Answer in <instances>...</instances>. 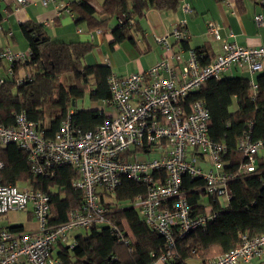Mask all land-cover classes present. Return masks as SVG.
Segmentation results:
<instances>
[{
    "label": "built area",
    "instance_id": "1",
    "mask_svg": "<svg viewBox=\"0 0 264 264\" xmlns=\"http://www.w3.org/2000/svg\"><path fill=\"white\" fill-rule=\"evenodd\" d=\"M15 1L16 10L27 3ZM41 1L46 4L54 0ZM182 9L188 12V3ZM254 21L260 25L262 16L255 15ZM220 29L216 21L207 22V32L216 40L221 39ZM1 30L0 21V33ZM153 38L162 46L161 59L124 76L109 75L110 98L103 104L112 106L114 111L108 112L94 129L84 130L74 124L72 110L51 136L45 135L23 111L14 114L12 125L0 124V148L16 145L25 153L35 175H51L56 165L72 166L78 173L72 186L82 193L79 207L71 209L62 222L50 224L47 193L34 190L27 183L20 186L0 179V215L24 210L31 213L36 223L33 230L0 224V264H61L53 252L55 247L62 244L71 249L75 245V241L69 240L72 232L101 223L110 226L117 241L128 245L124 233L107 219V210L101 202L102 196L112 193L120 184L123 175L147 187L145 195L136 196L132 204L143 221L165 238L166 249L156 259L164 263L173 260L171 249L176 237L205 229L216 216L215 211L195 212L182 190L184 175L202 178L205 193L221 199L225 206L228 204L231 198L228 182L233 176L223 169L225 145L209 138L210 116L204 101L193 100L185 111L181 99L232 66L244 68L250 74L264 70V46L245 47L222 40L221 53L203 63L194 49L182 46L189 38L184 21L161 35L153 34ZM30 54V48L0 49V61L5 63L0 66V85L15 74L14 66ZM29 76V69L17 75L16 84ZM249 83L254 89L255 82ZM263 146L264 139L251 141L247 134L238 141L243 161L236 174L255 168V154ZM150 153L156 156H149ZM201 163L208 168L204 169ZM263 253L264 233L243 234L238 246L201 264H237L260 258Z\"/></svg>",
    "mask_w": 264,
    "mask_h": 264
},
{
    "label": "trees",
    "instance_id": "2",
    "mask_svg": "<svg viewBox=\"0 0 264 264\" xmlns=\"http://www.w3.org/2000/svg\"><path fill=\"white\" fill-rule=\"evenodd\" d=\"M181 0H102L100 11L86 0L72 1L69 8L84 21L87 29L108 30L111 19L116 25L109 28L110 46L123 41L135 44V37L143 34L140 20L148 8L176 11ZM257 1V0H252ZM31 54L17 63L15 74L0 85V124L12 125L14 114L23 111L27 118L39 125L44 134L51 136L58 129L78 99L88 94L90 102H103L110 98L107 83L112 70L107 64L87 65L83 59L94 45L89 41H54L38 25L21 23ZM30 33L33 37H30ZM38 37L37 39H34ZM182 46L187 48L186 41ZM194 49L201 61L210 57L205 47ZM28 67L30 76L16 84L18 67ZM73 75V84L65 85L60 76ZM195 99H202L209 112L208 135L212 142L225 145L222 154L223 169L232 174L228 182L231 198L225 207L216 198H208L216 212L205 229H196L184 237H176L171 249L173 260L169 264H183L189 258L202 261L223 254L241 243V236L264 233V146L255 154V168L249 173L236 174L243 161L238 141L248 135L251 141L264 139V70L255 78V88L249 79L241 76L218 77L206 80L198 89L181 99L188 109ZM52 110L45 122V107ZM74 124L84 130L94 129L105 116L96 108L72 110ZM0 179L4 183H27L32 189L49 195V223L66 219L67 213L79 207L80 190L72 186L77 170L69 165H56L51 175L31 172L25 153L14 144L0 148ZM200 177L184 175L182 190L195 212H203L201 199L207 194ZM146 185L123 175L112 193L101 197L107 219L124 233L129 244L119 242L108 224L101 223L76 236L69 256V247L59 244L57 257L61 264H151L166 249L165 238L151 229L140 216L133 199L146 193ZM21 229L20 225L15 226ZM131 248V249H130Z\"/></svg>",
    "mask_w": 264,
    "mask_h": 264
},
{
    "label": "crops",
    "instance_id": "3",
    "mask_svg": "<svg viewBox=\"0 0 264 264\" xmlns=\"http://www.w3.org/2000/svg\"><path fill=\"white\" fill-rule=\"evenodd\" d=\"M72 1L78 0H54L46 4H43L41 0H27V3L21 9L16 10L15 0H2L0 2V21L2 26L0 49L5 46L23 51L29 49L28 40L20 28L21 23L27 22L40 26L51 40L54 41L91 42L94 45L91 51H94L98 57V63L96 64H107L110 66L112 73L124 76L131 72L146 69L161 59L163 55L162 46L154 40L153 34L161 35L183 21L189 34V38L186 41L187 48L203 46L207 49L210 58L221 53L222 40L232 41L245 47L264 46V2L261 0H181L176 11H161L148 8L140 20L143 34L135 37L136 43L132 44L129 41H123L112 47L110 46L111 34L109 33V28L116 25V20L111 19L108 24V30L89 31L86 23L84 21H77V15L70 11L69 3ZM86 1L97 12L100 11L102 0L100 2L96 0ZM184 3H188L189 5L190 10L188 12L182 9ZM257 14L262 16V23L260 25H257L254 21V16ZM210 20L216 21L221 26L220 40L214 39L207 32V22ZM229 33H231V36ZM170 41L173 42L171 38ZM126 42L129 45H126ZM105 43H108L111 49H106L104 47ZM121 48L126 50V53L132 57V61L135 63V69L131 72L118 68L112 61V54L115 51L121 50ZM148 56L150 60L149 62H145L144 59ZM2 65H5L4 61H0V66ZM28 69V67L19 66L17 75H23ZM258 74L259 72L250 74L244 68L232 66L224 71L220 77L241 76L255 82ZM96 103H102V106L96 105L91 106V108L103 109L102 114L104 116L108 112L114 111L112 106H110L111 110L106 112V106L103 102ZM73 109L77 110L80 108L75 106ZM201 166L204 169L208 168V165L204 163H201ZM208 196L206 195L201 199V203L204 205L203 212L213 211V205ZM205 198H208L207 204L205 203ZM216 201L220 207H225L221 199L216 198ZM25 213H27V220L20 224L21 229H35L36 223L31 213L28 211ZM140 216L142 217L141 213ZM78 234L82 233L73 234L72 232L69 240L76 241ZM202 262L199 258H189L183 264H201ZM151 264L169 263L155 260ZM237 264H264V253L260 258H254L250 261L239 262Z\"/></svg>",
    "mask_w": 264,
    "mask_h": 264
},
{
    "label": "rangeland",
    "instance_id": "4",
    "mask_svg": "<svg viewBox=\"0 0 264 264\" xmlns=\"http://www.w3.org/2000/svg\"><path fill=\"white\" fill-rule=\"evenodd\" d=\"M101 1V0H96ZM145 23V22H143ZM149 30V28H147ZM126 45H129L127 42ZM106 49H111L108 43H105ZM113 57V63L116 64L118 68H123L126 72H131L135 69V63L132 61V57L126 53V50L124 48H121V50L115 51L114 54H112ZM145 62H149L150 57H146ZM83 63L87 65H92L98 63V57L97 54H95L94 51H90L87 53L83 59ZM60 80L67 86L73 84V75L72 74H64L60 76ZM102 106V103H96L93 104L90 102L88 98V94L85 93L82 99H78L75 103V106L77 108H91V106ZM111 110L110 106L105 107V111L108 112ZM52 114V110L49 109V107H45V122H48L50 115ZM149 156H156V154L150 153ZM141 157H144V155H141ZM24 183H19L20 186H23ZM205 203H208V198H205ZM27 211L24 210H12L8 211L5 214L0 215V224L3 226H14V225H20L27 220ZM86 230L84 229H78L73 232V234L76 233H85ZM69 256L70 258L73 257L72 250L69 248ZM54 254L57 253V248L54 249Z\"/></svg>",
    "mask_w": 264,
    "mask_h": 264
},
{
    "label": "water",
    "instance_id": "5",
    "mask_svg": "<svg viewBox=\"0 0 264 264\" xmlns=\"http://www.w3.org/2000/svg\"><path fill=\"white\" fill-rule=\"evenodd\" d=\"M30 37H33V34L32 33H30ZM38 37H35L34 39H37Z\"/></svg>",
    "mask_w": 264,
    "mask_h": 264
}]
</instances>
